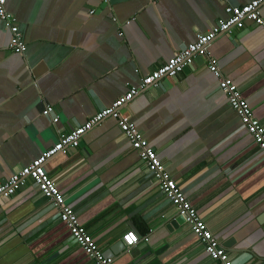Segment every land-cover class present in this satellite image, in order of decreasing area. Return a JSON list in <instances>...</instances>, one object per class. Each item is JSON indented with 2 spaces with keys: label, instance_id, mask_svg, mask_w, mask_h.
<instances>
[{
  "label": "crops",
  "instance_id": "1",
  "mask_svg": "<svg viewBox=\"0 0 264 264\" xmlns=\"http://www.w3.org/2000/svg\"><path fill=\"white\" fill-rule=\"evenodd\" d=\"M6 0L26 44L8 49L0 21V184L206 33L225 6L251 0ZM264 18V4L260 7ZM126 22H130L128 25ZM264 127V28L247 24L209 47ZM54 109L53 125L41 115ZM136 125L233 264H264V153L218 89L207 61L140 93ZM45 170L112 264H215L106 118ZM148 237L128 249L122 236ZM107 254H109L107 256ZM0 264H93L28 182L0 203Z\"/></svg>",
  "mask_w": 264,
  "mask_h": 264
},
{
  "label": "built area",
  "instance_id": "2",
  "mask_svg": "<svg viewBox=\"0 0 264 264\" xmlns=\"http://www.w3.org/2000/svg\"><path fill=\"white\" fill-rule=\"evenodd\" d=\"M223 1V0H221ZM6 0H0V21L10 33L8 49L15 54L23 55L26 44L19 30L16 18L5 8ZM264 0H251L243 6H225L224 18L217 19L206 33H198L193 43L178 50L173 57L154 69L149 75L141 79L139 87H131L128 91L115 100L108 108L102 109L90 120L77 126L68 133L58 136L56 143L29 165L20 168L12 174L8 180L0 184V203L10 199L28 182L38 190L54 208L59 211V220L68 229L73 241L83 250L93 264H112V259L105 257L99 250L93 239L88 235L82 225L78 223L75 212L66 205L64 196L57 189L54 181L45 170L46 163L61 154L65 150L79 147L82 137L92 128L100 124L106 118H113L131 148L138 154L139 160L151 173L155 184L162 194L175 208L177 215L184 219L192 234L200 241L204 252L215 264H233L224 248L207 229L206 224L199 217L195 208L184 196L177 182L166 171L155 150L143 139L136 125L130 118L121 112V109L131 102L142 90L157 86L163 79L175 78L192 66L196 58L206 59L208 71L217 79L218 89L225 94L228 105L236 113L241 124L253 139L255 146L264 153V127L254 116L252 109L245 101L237 86L228 78L221 75L217 61L209 54V47L220 35H233L236 30H243L247 24H254L264 28V18L261 16L260 7ZM130 22H126L128 25ZM44 118L50 120L53 125L59 122L54 109L45 105L41 111ZM148 237L139 238L134 232L129 231L122 236L121 242L126 249L132 248L140 242L147 243Z\"/></svg>",
  "mask_w": 264,
  "mask_h": 264
},
{
  "label": "water",
  "instance_id": "3",
  "mask_svg": "<svg viewBox=\"0 0 264 264\" xmlns=\"http://www.w3.org/2000/svg\"><path fill=\"white\" fill-rule=\"evenodd\" d=\"M109 2L112 3L111 0H109ZM200 60H202V58H201V57H198V58H196L195 61H200ZM188 70H191V66L187 67L183 72H186V71H188ZM182 223H185V222H184V219H183L182 217H180V216H177V217H174L173 220L171 219V222H170L169 226H170V227H173V226L180 225V224H182ZM120 247L123 248V249H125V247H124V245H123L122 243L120 244ZM108 255H109V254H107V256H108Z\"/></svg>",
  "mask_w": 264,
  "mask_h": 264
}]
</instances>
